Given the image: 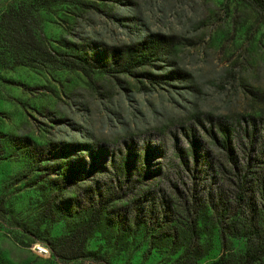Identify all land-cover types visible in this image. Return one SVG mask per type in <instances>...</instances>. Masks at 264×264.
<instances>
[{"label": "rangeland", "instance_id": "rangeland-1", "mask_svg": "<svg viewBox=\"0 0 264 264\" xmlns=\"http://www.w3.org/2000/svg\"><path fill=\"white\" fill-rule=\"evenodd\" d=\"M258 1L0 0L38 5L40 47L29 65L0 47V264L239 263L264 247ZM97 210L96 257L71 260Z\"/></svg>", "mask_w": 264, "mask_h": 264}, {"label": "trees", "instance_id": "trees-1", "mask_svg": "<svg viewBox=\"0 0 264 264\" xmlns=\"http://www.w3.org/2000/svg\"><path fill=\"white\" fill-rule=\"evenodd\" d=\"M254 4L259 10H263L261 3L258 0H245ZM38 5L35 3L25 6L22 2L11 3L6 9L0 14V47L10 54L13 65H29L32 62L30 54L35 52L39 53V41L33 35L32 27L33 24H39L38 17ZM40 31V30H39ZM41 36V32L39 33ZM23 54L24 56H21ZM236 189L242 192L243 195H240V201L245 199V191L248 188V181L246 176H240V174L235 175L234 183ZM101 211H96L88 223H86L82 230L86 233L85 236L81 239L79 245H77L76 250L72 247H65L63 251L69 250L73 252L69 256L71 260L78 258H95L96 252H91L85 249V242L88 238V235L91 233L94 225L100 217ZM193 231V226L191 228ZM78 239V237H76ZM71 243L74 245L76 242L71 240ZM67 245V244H66ZM222 245L225 246V239L222 236ZM74 250V251H73ZM264 256V247L262 245H255L253 241H248L245 253L242 257V260L239 263L232 262L226 255L223 253L211 264H255L259 262ZM187 255H183L178 258L174 264H182L183 259H186ZM99 261L101 259H98ZM199 259L194 260L186 259V263L183 264H196ZM98 264H108L107 262H101Z\"/></svg>", "mask_w": 264, "mask_h": 264}]
</instances>
